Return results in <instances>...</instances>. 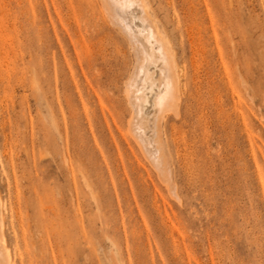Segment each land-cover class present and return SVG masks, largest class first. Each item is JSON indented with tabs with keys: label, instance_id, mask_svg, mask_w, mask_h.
<instances>
[{
	"label": "rangeland",
	"instance_id": "374dc122",
	"mask_svg": "<svg viewBox=\"0 0 264 264\" xmlns=\"http://www.w3.org/2000/svg\"><path fill=\"white\" fill-rule=\"evenodd\" d=\"M147 1L191 76V96L177 116L165 111L161 131L177 197L133 138L124 92L133 56L122 35L91 46L106 63L86 65L87 51L81 67L71 51L72 94L62 93L52 28L66 38L85 22L91 33L94 3L0 0V196L15 264H264V0Z\"/></svg>",
	"mask_w": 264,
	"mask_h": 264
},
{
	"label": "bare ground",
	"instance_id": "6f19581e",
	"mask_svg": "<svg viewBox=\"0 0 264 264\" xmlns=\"http://www.w3.org/2000/svg\"><path fill=\"white\" fill-rule=\"evenodd\" d=\"M83 1H84L83 2L84 3V6H83L84 9H86V7H87V5L89 3H94L92 6L90 5V7L93 9L92 10V15H94L95 19H96V21L94 23V27H93L94 29L91 31V33L88 32L87 27L85 26V24H86L85 22L84 23L82 22L84 24L83 27L78 26V24H79L78 23V24H76L77 26L75 25L76 26L75 29H71L70 28L71 30H69V28L68 29L66 28L65 29L66 32L64 33L66 35V38H65L64 35L59 36L60 34H58L56 28L52 26L53 27L52 30H54V37L56 39V43L58 44V49L54 48V50H55L54 51V55L57 57V62L59 64V66H60L59 70L61 69V71H62V73L60 72V75H59L60 78L62 79V82H63L62 83L63 84L62 93L65 95V97H68L69 94H72L69 82L67 81V78H66V71L69 72L72 75V70H73V66H72V62H73L72 58L73 57H72L71 51H72L73 54H75V56L77 57V61L79 63H80V61H83V60L80 59V56L83 55L85 52H86L85 55H87L88 52L89 53L91 52L90 56H86V57H84L85 55L83 56L84 59L88 57L86 59V61H87L86 65L88 64V66H91V65L98 64L97 61L99 59H101L103 63H106L107 62V54L101 53L100 50L95 52L94 50L91 49V46H94L95 44H96L95 46H97L98 43L102 44L103 41L105 40V38H106V40H108L109 43L112 44L114 42L113 41V37L110 36L107 32L113 31V32H116L117 34L122 35L123 40H125L129 44L128 48L131 47L132 56H133V64H132L131 71H130L128 77L126 78V80L124 81V87H125V91L124 92L126 94V99H127V102H128V104L130 106V109H131V114H130L131 116L129 117V124H130L131 129H132L131 132L134 135L133 138H134V140H136L138 146H140L141 149L145 152L147 158L150 161L149 163H151V166L153 165L157 169L158 174L162 178L161 179L163 181V182L161 181L162 184L165 183L167 185V187H168L169 192L173 196L177 197V196H179V194L178 195L175 194V193H177L176 192L177 189L175 190V188H174L176 185H174V181L172 179V168H171V165L169 163V154L170 153L168 154V152L166 150V149H168V147H165L167 144L165 145V142L161 138V131L163 130V126L167 125L168 121L170 122L169 119L171 118V117L168 116L169 117L168 120H165V116H166L165 115V111L166 112H167V110L169 112H170V110L174 111L175 115L177 116L178 109H179V106L182 104V101L184 102V105H185V103L188 101V96H191L192 92H191V90H188V88H187L188 83L191 81V76L188 75L187 78H184L183 65L181 64V62L179 61L177 55L175 54V51H174L173 46L171 44V40L169 39V36L165 33L161 22L158 21L153 16V14L151 12V8L148 5V1L147 0H83ZM79 3H81V0H80ZM204 4H206V2ZM77 6H79V5H77ZM205 6H207V5H205ZM77 9L79 10L78 7H77ZM207 9H208V6H207ZM60 10H59V12H60ZM210 12H211V10H210ZM208 14H209V12H208ZM210 21H212V20H210ZM213 23L215 24L214 21H213ZM214 24H212V26H214ZM81 28H83V30H81ZM227 32H229V31L227 30ZM213 35L216 36V34H213ZM200 37H202V36H200ZM94 39H96L97 43H94L95 42V41H93ZM189 40H190V38H189ZM202 40H203V38H202ZM204 40H206V39H204ZM190 42H191V40H190ZM216 43H217V41H216ZM204 46H203V48H204ZM205 49L206 48H204V50ZM44 50H45L46 56H47V62L46 63L48 65L54 64L55 60L52 57H49L47 55L49 53L48 52L49 51L48 47L45 46ZM82 63L83 62L80 63L81 67H82ZM84 63H85V61H84ZM36 66H34V67L36 68ZM209 72H210V70H209ZM236 72H239V71L237 70ZM207 73H208V71H207ZM204 76H206V75H204ZM209 85H211V84H209ZM207 87H208L207 89H209V86H207ZM214 89H211V90H214ZM67 91H69V94H67ZM207 91H209V90H207ZM36 94H37V99H38V96L40 94L38 95L37 91H36ZM183 95L185 96L184 100H182ZM40 97L42 98L41 95H40ZM37 99H36V101H37ZM42 100L45 101L46 98H44ZM73 100H75V99H73ZM39 101H37V102H39ZM47 101L48 100H46L45 103H44V104H46V106H47ZM63 101H64V98H63ZM69 101H68V105H66V106L69 107V109L67 108L68 110H70V109L72 110L73 102H72V105H71V103H69ZM65 104H67V103H65ZM48 106H49V103H48ZM75 106L77 107V105H75ZM40 107H41V105H40ZM182 107H181V109H182ZM189 107H187V109ZM50 108H53V107L51 106ZM38 109H39V106H38ZM47 109H49V108H47ZM53 110L54 109H52L51 111L48 110L49 112L44 114V116L46 115V116L49 117V118L48 117L47 118L50 119V122H47V124L49 123V125L46 124V126H48V129H49V126L53 127L57 123L56 120H57L58 116L55 115L54 113L52 114ZM60 110H61V108H60ZM60 112H62V111H60ZM64 112H66V111H64ZM77 112H78V108H77ZM49 113H51L52 115L51 114L49 115ZM76 114L78 115V113H76ZM76 114H74V116ZM53 115L57 116V118H55V116H53ZM63 115H64V113H63ZM67 115H70V114L67 113ZM168 115H171V114H168ZM51 116L54 117V119H56L55 120L56 123H54V121H53L54 119ZM61 116H59V117L61 118ZM64 116H62V117H64ZM47 118H46V121H47ZM65 118L63 120H65ZM68 119L70 120V118H68ZM71 119L73 121V117ZM75 119L76 118H74V120ZM166 119H167V117H166ZM72 121L70 120L69 122H71V125L73 126ZM163 121H164V123H163ZM171 121H173V120H171ZM181 121H185V120H181ZM64 122H66V124L62 123V124H64L63 126L66 127V126L69 125V122H67L66 120ZM50 123H51V125H50ZM67 123H68V125H67ZM59 124H60V122H59ZM62 124H60V126ZM149 127L155 128L157 133L159 132V134H157L155 138L154 137L151 138L152 137L151 135H150L151 137H149L147 135L146 130ZM169 127H173V125L169 126ZM53 128H50V130L52 131ZM66 128L68 129V127H66ZM62 129L63 128H61L60 130H62ZM166 129L172 130V128L170 129V128H168V126H167ZM57 130H58V127H57ZM169 130H168V132H169ZM54 131H56V129L53 130L52 132H54ZM52 132H50V133L52 134ZM54 133L52 134L53 135L52 139L53 140H57L56 137L54 136L55 135ZM60 133L63 135L65 132L63 133V132L60 131L59 134ZM165 133H167V131ZM168 134H170V132ZM172 135H174V134H172ZM57 136L59 137L58 134H57ZM61 138H59L60 143L64 139V138L63 139H61ZM66 140H68V139L65 138L64 142L65 143L66 142L69 143V141H66ZM67 143L64 144V145L65 146L67 145V147H68ZM59 144H57V145L59 146ZM171 144H172V146H174L173 142ZM72 146H73V142H72ZM176 146H175V148H176ZM76 148H78V146H76ZM68 149H70V148H68ZM68 149L65 148L64 150L65 151L67 150V152H68L69 151ZM73 149L74 148H72L71 150H73ZM172 149H174V148H172ZM77 150H79V149H77ZM57 151H59V150L57 149ZM80 151H81V149H80ZM168 151H170V150L168 149ZM174 151H175V149H174ZM176 151H177V148H176ZM69 152H71V151H69ZM75 152L76 151H74V153ZM78 152L79 151H77L76 154H78V156L81 155ZM144 152H143V156H144ZM171 152L174 153L173 150H171ZM55 153H56V151H55ZM81 153H82V151H81ZM176 153H178V152H175L174 156H176L175 155ZM57 154H58V152H57ZM57 154H55L54 157ZM69 155H70V153H69ZM65 156H68V154L65 155ZM65 156L63 155L61 157V159H63V161H66V157ZM72 156H73V153H72ZM144 158L146 159V157H144ZM173 158L175 159V157H173ZM59 159H60V157H59ZM71 159H72V157H71ZM78 159L81 160L83 158L81 157V159H80V156H79ZM171 159H172V156H171ZM76 161H75V163H76ZM86 162H90V161H86ZM78 163L81 164V162H79V161H78ZM83 163L84 162H82V164ZM59 164H61V163H59ZM82 164L79 167L81 169H83ZM61 166L63 167V163H62ZM69 166L70 165L67 166V169L69 170V173L72 174L73 181H75V176L72 173L73 172V167L71 168V166L70 167ZM78 166H79V164H78ZM64 167H66V166H64ZM62 169H64V168H62ZM84 169H86V167H84ZM178 169H180V168H178ZM65 170H66V168H65ZM77 170H78V168L76 166V171ZM63 172H64V170H63ZM88 172H90V171H88ZM69 173H67V174H69ZM81 173H83V170L81 171ZM81 173H80V176H81ZM87 174L89 175L90 173H86V175ZM72 177L70 176L69 180H71ZM82 179H83V177H81V180ZM184 179H186V178L184 177ZM88 180H90V179H88ZM93 183H94V180H93ZM93 183L91 185H93ZM176 184H177V182H176ZM87 185H88L87 182H86V185H85V183L83 184L84 187L85 186L87 187ZM166 185H165V187H166ZM93 187H94V185H93ZM85 189L89 190V187L85 188ZM91 189H93V188H91ZM91 189L89 190V193L92 191ZM91 193L94 194L93 192H91ZM170 193H169V195H170ZM176 199H178V198H176ZM180 200H181V198H180ZM95 201H96V199H95ZM93 204H95V203H93ZM3 207H4L3 200L1 199V196H0V264H11L12 262L14 263V261H11V260L13 258H15V257L12 258V256H11V250H10V247L8 246L9 244L7 243V237H5L6 234L3 231L4 228H2L3 225H4L3 224L4 223V221H3L4 220L3 219V210H4ZM102 218L104 219V218H106V216L105 217L101 216V219ZM4 227H5V225H4ZM112 246H114V245H112ZM13 256H14V254H13Z\"/></svg>",
	"mask_w": 264,
	"mask_h": 264
}]
</instances>
